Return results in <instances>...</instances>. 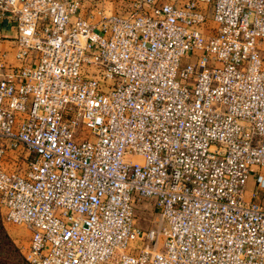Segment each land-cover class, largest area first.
<instances>
[{
    "label": "built area",
    "instance_id": "1",
    "mask_svg": "<svg viewBox=\"0 0 264 264\" xmlns=\"http://www.w3.org/2000/svg\"><path fill=\"white\" fill-rule=\"evenodd\" d=\"M0 18L18 31L0 204L29 264H264V0H0Z\"/></svg>",
    "mask_w": 264,
    "mask_h": 264
},
{
    "label": "rangeland",
    "instance_id": "2",
    "mask_svg": "<svg viewBox=\"0 0 264 264\" xmlns=\"http://www.w3.org/2000/svg\"><path fill=\"white\" fill-rule=\"evenodd\" d=\"M253 181V178L249 180L248 190L253 188ZM158 220L159 213L153 200L143 199L136 204V223L141 229L155 228ZM29 239L30 231L26 226L5 220V210L0 204V264H29L25 258Z\"/></svg>",
    "mask_w": 264,
    "mask_h": 264
},
{
    "label": "crops",
    "instance_id": "3",
    "mask_svg": "<svg viewBox=\"0 0 264 264\" xmlns=\"http://www.w3.org/2000/svg\"><path fill=\"white\" fill-rule=\"evenodd\" d=\"M18 35L15 22L0 18V50L6 54L9 64H16V37Z\"/></svg>",
    "mask_w": 264,
    "mask_h": 264
}]
</instances>
